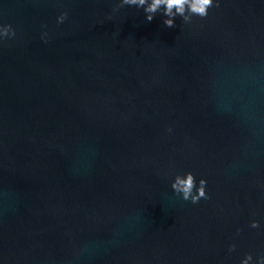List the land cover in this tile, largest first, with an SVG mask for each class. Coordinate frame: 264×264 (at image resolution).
Here are the masks:
<instances>
[{
  "label": "water",
  "instance_id": "obj_1",
  "mask_svg": "<svg viewBox=\"0 0 264 264\" xmlns=\"http://www.w3.org/2000/svg\"><path fill=\"white\" fill-rule=\"evenodd\" d=\"M118 4L0 0V264L264 255V0L175 28ZM189 171L209 199L172 192Z\"/></svg>",
  "mask_w": 264,
  "mask_h": 264
},
{
  "label": "clouds",
  "instance_id": "obj_2",
  "mask_svg": "<svg viewBox=\"0 0 264 264\" xmlns=\"http://www.w3.org/2000/svg\"><path fill=\"white\" fill-rule=\"evenodd\" d=\"M220 5L221 0H119L116 10L124 7L142 9L148 23H151L159 14L165 27L175 28L177 27V18H180L185 25L191 24L194 18L206 19L210 10L219 8ZM67 19L68 13L62 12L57 17V23L63 24ZM15 36L16 31L11 24L0 23V44L6 40L14 39ZM47 37L48 33L44 32L41 35V40L47 43ZM168 131L171 132V129ZM171 190L177 197L185 202L190 201L192 204H198L201 200L209 199L207 180L205 178L197 179L190 171L174 174L171 179ZM249 227L259 229L260 224L254 220ZM235 250L234 244L228 249L230 253ZM240 264H264V255L254 257L251 253L246 254Z\"/></svg>",
  "mask_w": 264,
  "mask_h": 264
}]
</instances>
